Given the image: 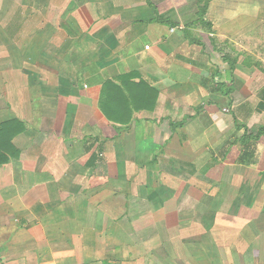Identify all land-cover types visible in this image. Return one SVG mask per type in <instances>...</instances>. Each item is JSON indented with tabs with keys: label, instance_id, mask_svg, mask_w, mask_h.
I'll return each mask as SVG.
<instances>
[{
	"label": "crops",
	"instance_id": "0c3cea01",
	"mask_svg": "<svg viewBox=\"0 0 264 264\" xmlns=\"http://www.w3.org/2000/svg\"><path fill=\"white\" fill-rule=\"evenodd\" d=\"M205 19L0 0V264H264V0Z\"/></svg>",
	"mask_w": 264,
	"mask_h": 264
},
{
	"label": "trees",
	"instance_id": "16d2710c",
	"mask_svg": "<svg viewBox=\"0 0 264 264\" xmlns=\"http://www.w3.org/2000/svg\"><path fill=\"white\" fill-rule=\"evenodd\" d=\"M149 3H151V2H149ZM198 5H199V18H200V20L206 22L207 24H209L211 26V23H208L205 19L207 11H208V7H209V0H198ZM102 110L104 113H106L109 116V114H108L109 108L107 106L102 105Z\"/></svg>",
	"mask_w": 264,
	"mask_h": 264
},
{
	"label": "built area",
	"instance_id": "2783aa9c",
	"mask_svg": "<svg viewBox=\"0 0 264 264\" xmlns=\"http://www.w3.org/2000/svg\"><path fill=\"white\" fill-rule=\"evenodd\" d=\"M175 28H172V30H174Z\"/></svg>",
	"mask_w": 264,
	"mask_h": 264
},
{
	"label": "clouds",
	"instance_id": "9594fccd",
	"mask_svg": "<svg viewBox=\"0 0 264 264\" xmlns=\"http://www.w3.org/2000/svg\"><path fill=\"white\" fill-rule=\"evenodd\" d=\"M220 123H222V122H220Z\"/></svg>",
	"mask_w": 264,
	"mask_h": 264
}]
</instances>
